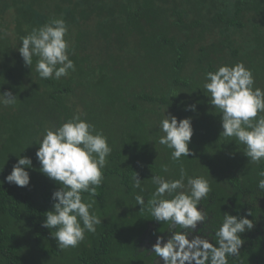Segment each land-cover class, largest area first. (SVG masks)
Wrapping results in <instances>:
<instances>
[{
	"label": "trees",
	"instance_id": "obj_1",
	"mask_svg": "<svg viewBox=\"0 0 264 264\" xmlns=\"http://www.w3.org/2000/svg\"><path fill=\"white\" fill-rule=\"evenodd\" d=\"M52 19L68 27L76 68L59 80L41 79L35 58L27 66L18 51L22 37ZM239 63L264 90V0H0V94L17 98L0 104V264H159L151 251L157 237L166 241L183 229L154 220L151 179H179L181 167L211 187L198 206L209 220L193 236L215 244L224 213L246 217L254 227L228 264L257 261L264 253V161L251 163L244 145L221 137V113L202 87L207 72ZM191 105L196 111L186 110ZM75 115L102 131L112 152L91 197L102 223L77 247L60 250L42 227L60 185L39 171L35 154L46 128ZM166 115L192 118L189 157L173 161L159 144ZM19 156L33 161L28 187L6 181ZM136 173L144 193L133 186Z\"/></svg>",
	"mask_w": 264,
	"mask_h": 264
},
{
	"label": "clouds",
	"instance_id": "obj_2",
	"mask_svg": "<svg viewBox=\"0 0 264 264\" xmlns=\"http://www.w3.org/2000/svg\"><path fill=\"white\" fill-rule=\"evenodd\" d=\"M67 33L63 19H52L21 38L18 51L27 66L33 68L35 58L34 70L41 79L59 80L76 70L69 57ZM254 85L252 71L239 63L221 65L207 72L202 87L210 98V105L221 113V137L234 138L244 145L243 152L250 162L259 164L264 161V90ZM16 99L12 92L0 94V104L4 106L14 105ZM186 110L196 111V105ZM159 130L162 135L158 142L171 150L173 161L192 154L189 148L194 135L191 117L178 120L166 115L160 121ZM37 144L39 171L60 185L52 194L53 210L46 213L42 227L52 230L51 236L60 250L75 248L85 240L86 233L95 232L96 226L102 223L93 210L95 200L91 197L103 181V170L109 163L112 148L103 132L79 115L59 127L46 128ZM31 168L32 159L19 156L6 181L28 187L31 178L26 169ZM162 171L168 173V165H162ZM259 176L264 177V172ZM151 181L156 185L148 202L154 220L183 229L171 233L166 241L163 236L157 237L151 251L163 264H228V257L239 256L244 244L242 234L254 227L253 221L246 217L224 213L214 234L215 244L200 235L193 236L198 225H206L209 220L208 213L198 207L211 192L206 178L190 177L181 167L179 179L154 175ZM142 184L136 173L133 186L140 193L146 191ZM258 188L264 190V178L259 179ZM85 193L89 195L85 197ZM135 201L143 211L144 196L135 195Z\"/></svg>",
	"mask_w": 264,
	"mask_h": 264
},
{
	"label": "flooded vegetation",
	"instance_id": "obj_3",
	"mask_svg": "<svg viewBox=\"0 0 264 264\" xmlns=\"http://www.w3.org/2000/svg\"><path fill=\"white\" fill-rule=\"evenodd\" d=\"M159 264H161V261H158ZM163 264V263H162ZM251 264H264V253L260 255L257 261L251 263Z\"/></svg>",
	"mask_w": 264,
	"mask_h": 264
},
{
	"label": "rangeland",
	"instance_id": "obj_4",
	"mask_svg": "<svg viewBox=\"0 0 264 264\" xmlns=\"http://www.w3.org/2000/svg\"><path fill=\"white\" fill-rule=\"evenodd\" d=\"M191 238H192V237H190V239H191ZM161 262H162V261H161ZM162 263H163V262H162ZM162 263H161V264H162Z\"/></svg>",
	"mask_w": 264,
	"mask_h": 264
}]
</instances>
